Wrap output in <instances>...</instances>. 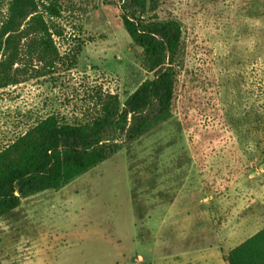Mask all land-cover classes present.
<instances>
[{"label": "rangeland", "instance_id": "374dc122", "mask_svg": "<svg viewBox=\"0 0 264 264\" xmlns=\"http://www.w3.org/2000/svg\"><path fill=\"white\" fill-rule=\"evenodd\" d=\"M62 2L52 22L73 69L37 77L45 64L24 58L21 83L0 88V150L50 115L83 121L100 88L124 103L154 78L119 4ZM157 13L183 30L173 117L3 215L0 264H228L264 228V0H162Z\"/></svg>", "mask_w": 264, "mask_h": 264}, {"label": "trees", "instance_id": "16d2710c", "mask_svg": "<svg viewBox=\"0 0 264 264\" xmlns=\"http://www.w3.org/2000/svg\"><path fill=\"white\" fill-rule=\"evenodd\" d=\"M119 4L123 26L142 49L141 64L154 74L121 103L117 94L96 92L94 112L79 123L58 116L41 119L25 134L0 150V218L18 208L22 199L59 190L173 117L182 75L181 24L161 19L162 0H107ZM62 0H0V88L21 83L20 65L29 57L45 64L37 77L73 69L76 54H60L56 39L63 31ZM61 61V62H60ZM16 67V68H15ZM50 67V68H49ZM15 68L10 75L8 70ZM228 264H264V228L232 249Z\"/></svg>", "mask_w": 264, "mask_h": 264}]
</instances>
